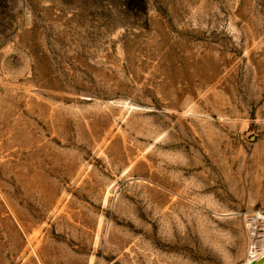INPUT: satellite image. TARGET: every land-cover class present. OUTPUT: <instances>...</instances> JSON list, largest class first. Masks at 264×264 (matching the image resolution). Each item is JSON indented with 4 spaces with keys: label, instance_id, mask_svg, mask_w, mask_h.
Segmentation results:
<instances>
[{
    "label": "rangeland",
    "instance_id": "rangeland-1",
    "mask_svg": "<svg viewBox=\"0 0 264 264\" xmlns=\"http://www.w3.org/2000/svg\"><path fill=\"white\" fill-rule=\"evenodd\" d=\"M262 208L264 0H0V264H254Z\"/></svg>",
    "mask_w": 264,
    "mask_h": 264
},
{
    "label": "built area",
    "instance_id": "built-area-1",
    "mask_svg": "<svg viewBox=\"0 0 264 264\" xmlns=\"http://www.w3.org/2000/svg\"><path fill=\"white\" fill-rule=\"evenodd\" d=\"M249 229L254 234L258 230L264 229V208L256 210L250 218Z\"/></svg>",
    "mask_w": 264,
    "mask_h": 264
},
{
    "label": "bare ground",
    "instance_id": "bare-ground-1",
    "mask_svg": "<svg viewBox=\"0 0 264 264\" xmlns=\"http://www.w3.org/2000/svg\"><path fill=\"white\" fill-rule=\"evenodd\" d=\"M253 235H255V233ZM254 237H256V236H254ZM262 240H264V239H262ZM257 241H259V240H255V242H257ZM255 246H256V243H255ZM254 251L255 250H250V254L247 257L250 259V261L252 263L255 264L256 263L255 260H258L261 258L264 259V257H262V256H264V249L260 250L259 252H254Z\"/></svg>",
    "mask_w": 264,
    "mask_h": 264
},
{
    "label": "water",
    "instance_id": "water-1",
    "mask_svg": "<svg viewBox=\"0 0 264 264\" xmlns=\"http://www.w3.org/2000/svg\"><path fill=\"white\" fill-rule=\"evenodd\" d=\"M262 262H264V259L261 258V259L257 260L255 264H261Z\"/></svg>",
    "mask_w": 264,
    "mask_h": 264
}]
</instances>
